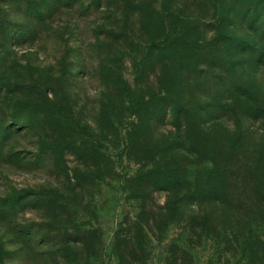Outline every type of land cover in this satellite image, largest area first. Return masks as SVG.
<instances>
[{"label": "rangeland", "instance_id": "obj_1", "mask_svg": "<svg viewBox=\"0 0 264 264\" xmlns=\"http://www.w3.org/2000/svg\"><path fill=\"white\" fill-rule=\"evenodd\" d=\"M234 1L0 0V264H183L188 247L190 264H249L242 251L225 250V233L191 247L170 209L163 225L135 237L142 201L131 183L142 167L124 146L134 118L126 103L123 120L110 127L109 103L100 105L103 95H120L121 82L135 95L149 90L147 81L159 90L161 65L147 54L164 41L153 39L148 7L169 9L210 46L200 59L207 62L188 73L183 67L181 99L192 112L170 117L152 139H198L210 158L215 139L234 152L264 150V35L243 22L222 25L220 15L244 12ZM183 27L192 28L178 32ZM222 31L236 34L219 40ZM193 159L184 168L190 181L213 166L206 156ZM167 201L154 192L148 204ZM190 207L181 213L197 209ZM259 233L253 228V237Z\"/></svg>", "mask_w": 264, "mask_h": 264}, {"label": "trees", "instance_id": "obj_2", "mask_svg": "<svg viewBox=\"0 0 264 264\" xmlns=\"http://www.w3.org/2000/svg\"><path fill=\"white\" fill-rule=\"evenodd\" d=\"M232 1L221 0V3L227 7ZM234 3L236 6L243 3L244 12L236 13L231 10L220 15L222 25L232 28L238 22H243L247 24L249 30L254 33L260 31L264 35V0H235ZM148 8L151 11L149 24L155 32L153 39L164 41L147 54L158 57V64L161 65L159 71L155 73L157 81L161 80L159 90H155L147 81L145 84L149 90L144 94L135 95L127 84L123 85L121 82L120 95L105 94L100 102L102 109L109 103L107 108L111 109L110 115L105 114V117L110 127L123 120V105L126 103L128 117L134 118L130 120L131 131L129 139H125L124 146L128 155L142 167L131 183V188L136 190L137 197L142 201L141 213L137 216L140 229L135 237L142 241L143 228L150 229L152 224L163 225V213L170 209L172 213L174 212V217L177 216L181 222L182 229L189 231L191 247L199 245L204 236L225 233L223 241L226 245L225 250L242 251L249 264H264V150L258 153L257 150L251 152L250 148L234 152V147L230 148L229 144H221L215 139L210 143L212 156L210 158L207 157L208 153L203 151L204 144L198 139H184L180 143H172L167 139H152L154 129L168 124L170 117L179 120L183 115H190L192 112L181 99L184 77L182 71L185 72L183 67L186 64L188 73L193 70V64L199 67L202 62H207L205 57V61L201 63L200 59L203 58L202 53L210 43L204 41L207 39L202 34L196 35L195 29L198 28L190 24L187 21L188 17H184L182 13H174L169 9L166 14L157 12L153 5H149ZM167 24L170 25L169 30L172 28L173 32L166 31ZM180 25L192 28L183 27L178 32L177 28ZM191 32H195L193 39L189 37ZM230 33L232 34L220 32L219 40L233 39L236 32ZM257 44L255 43L256 46H263ZM196 48H201L200 55L198 50L195 51ZM262 54L264 58V51ZM98 63L101 69L98 72L102 71V76L106 77L105 60L100 57ZM160 72L161 76H158ZM142 73H146V68H142L140 74ZM108 85L109 83H106L105 86ZM173 91L177 95L172 94ZM218 95L216 91L213 99L217 100ZM117 100H120L121 108L117 107ZM45 147L50 149L52 144L45 143ZM191 156L196 157L194 161H201L203 156H206L213 163L212 168L201 171L194 181L188 180L184 174V168L190 164ZM110 172V175H113L112 171ZM154 192L168 194L165 206L148 204ZM212 203H219L221 208L218 210L216 208L218 206ZM184 207L197 209L181 213ZM179 211L182 215H179ZM255 227H260V233L253 237L252 230ZM220 240L219 238V243ZM189 251V247L181 250L184 255L181 263L190 264L186 261Z\"/></svg>", "mask_w": 264, "mask_h": 264}]
</instances>
